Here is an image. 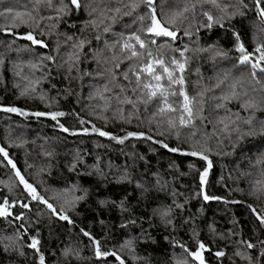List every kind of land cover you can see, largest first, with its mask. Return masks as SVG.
<instances>
[{"label":"trees","instance_id":"trees-1","mask_svg":"<svg viewBox=\"0 0 264 264\" xmlns=\"http://www.w3.org/2000/svg\"><path fill=\"white\" fill-rule=\"evenodd\" d=\"M219 4L221 7L203 5V9L220 19L219 24L208 28L204 26L208 20L201 5L197 4L193 11L191 0H154L157 19L176 32L175 39L154 37L144 30L151 26V12L144 4L133 14L136 23H132V16H124L113 26L116 33L137 32L148 41L145 49H139L132 41L144 53V61L150 59L147 52L151 51L152 57L163 58L170 69L175 68L171 64L173 58L184 63V90L197 100L201 99L199 93H205L204 116H209L211 106L217 102L211 99L213 96L230 93L232 85H236L240 99H233L227 108L242 118H248L252 112L256 134L239 140L235 131L211 135L205 145L210 148L206 154L211 168L198 156L183 154L193 150L196 139H207L205 132L213 133V124L207 120L196 119L198 130L178 127L177 138L176 132L169 134L167 116L178 117V113L161 117L154 115L157 110L152 105L145 108L141 104L134 109L130 105H117L114 100L107 111L103 109L104 101L95 97L96 90L108 83L110 72L116 75L113 83L128 85L124 73L138 61L125 59L119 68L114 67L118 61L111 59L113 51L105 48L103 40L114 42L121 37L101 33L102 39L97 41L94 29L89 26L84 30L90 19L87 5L79 12L73 10L59 27H53L54 21L47 17L56 13L47 5L39 6L37 13L35 0H4L0 4V11L5 12L0 15V57L4 60L0 64V148L7 151L16 165L14 170L0 154V203L8 199L28 204V208H23L16 203L9 209L12 216L0 217V264H39L34 251L27 247L31 242L29 235L17 238L25 229L31 236L38 234L45 264H105L95 257L94 246L82 230L99 240L104 251L118 253L125 264H180L181 261L199 264L184 249L196 252L200 243L207 249L202 251L204 264H246L236 255L238 250H244L237 241L243 238L256 243L258 237H264V227L256 219V213L264 214V191H257L264 188V163H257L264 160V135L259 134L264 110H246L242 101L264 99V72L259 70L264 61L256 69L251 64H240L237 45L242 44L254 62L259 59L261 53L256 49L260 46L264 50V17L256 11L255 0H244L247 7L239 6V0H219ZM116 6V0H112L111 7ZM185 6L189 11L177 17L175 24L169 23L173 14ZM225 7L227 11H222ZM238 7L243 15L231 16ZM8 8L12 9L11 13L5 11ZM17 11L30 13L38 24L21 23L28 16L15 18ZM140 15L145 17L142 24ZM29 32L48 47L19 38ZM67 35L77 40L86 37L91 43L80 51L72 47V41L66 40ZM152 39L157 43L152 44ZM99 49L104 50L101 57L94 55ZM73 51H78L80 58L69 73L66 65L63 68L58 65L64 64ZM115 51L119 55V46ZM45 56L55 57V63L43 60ZM157 70L163 71L159 66ZM174 75H181L179 69ZM162 83L167 84V79ZM173 87L178 90L180 85ZM25 89L27 94L21 95ZM113 91L119 93L120 89ZM127 94L132 95L130 91ZM169 100L178 102L179 107L183 97L169 96ZM7 107H15L26 115L2 110ZM117 107L124 109V113L117 112ZM217 111V119L225 115L224 109ZM37 112L45 115H34ZM54 112L65 115L53 120L49 114ZM126 117L130 122H125ZM176 123L179 125L178 118ZM61 126L68 131H63ZM93 127L119 138L129 132L145 136L128 137L121 144L93 132ZM238 127L240 132L249 131V125L242 122H238ZM191 131H197V136L189 135ZM154 140L181 151L169 152ZM206 168L208 175L202 185L200 174ZM16 171L57 212H66L72 223L59 219L45 204L32 200ZM125 176L127 179H120ZM137 184L143 185L147 192L142 193ZM205 195L215 199L205 200ZM76 196L85 198L69 208L66 201ZM121 201L129 211H120L117 205ZM176 204L182 207L177 208ZM168 207H171L172 223L165 225L155 213ZM20 214L24 219L16 220L15 216ZM122 224L126 226L121 227ZM127 240L133 241L132 250H121ZM13 241L14 247L25 255L11 249L5 251V245ZM69 248L79 255L66 259L63 253ZM220 251L224 255L217 257L215 253ZM252 255H256L255 250ZM106 260L107 264H119L114 256Z\"/></svg>","mask_w":264,"mask_h":264},{"label":"snow or ice","instance_id":"snow-or-ice-1","mask_svg":"<svg viewBox=\"0 0 264 264\" xmlns=\"http://www.w3.org/2000/svg\"><path fill=\"white\" fill-rule=\"evenodd\" d=\"M37 8L34 9L39 13V6L47 5L49 9H53L55 11V16L49 15L47 18L49 20H53V27H59L60 22H64V17L69 16L72 14L73 10L79 12L82 8L86 5L88 7V15L90 19L86 22L85 29L86 30L89 26L97 32L95 39L97 41H101L102 36L101 33L107 35L112 34L113 36H120V40H116L114 42H109L107 39L103 40L105 48L113 51L112 60L118 61L115 63L114 67L119 68L120 63H122L125 59L133 60L135 59L138 61L137 64L134 66H130L129 71L124 73V79L129 82L128 85H123L119 83H113L116 80V75L114 72H110L109 76L110 79L108 83L104 84L102 88H98L95 92V97H99L101 100L104 101L103 109L105 111L111 107V103L114 100L117 105H130L134 109H138L139 106L142 104L147 108L149 105H152L156 108V113L154 115H159L161 117L167 116L168 113H178V117L174 116H167V127L169 130V134L172 132H176L177 138H179V128H194L199 129V126L195 123L196 119H200L201 122L207 120L208 123L213 124V133L209 134L205 132L203 135L207 139H196L195 145H199V149H197L194 145L193 150L190 152L183 153L184 155L190 156H198L201 160H205L208 163V168H211V161L208 158V153L210 151L209 147H205L207 144V140L211 139V135H217L218 132H237L238 137L237 139H243L245 136L254 135L256 134L255 126L253 124L254 116L252 112H249L248 118H242L239 113H232L230 109L227 108L228 103H231L233 99L239 100L240 93L236 91V85H232V90L230 93L223 94L219 97L213 96L211 99L216 100L217 102L211 106L212 111H210L209 116H204L203 113L205 111L204 105L207 101L204 99V92L199 93L201 99L197 100L195 97H190L186 91L184 90V77L182 73L185 69V64L178 61L176 58H173L171 64L175 66V68H171L165 64L163 58H154L152 57L151 51L147 52L149 60L144 61V53L141 52L139 49H145L146 44L148 41L142 39V37L137 33L133 32L131 34L125 33H116L113 31V26L119 22L124 16H132L133 20L132 23H136L137 17L133 14L136 12L137 8L140 7L141 4H144L148 7L151 12V26L144 29L147 33L151 34L154 37L166 36L172 39L176 38V32L171 30L169 27H165L164 23L157 19L156 15V8L154 7V0H128L127 3L124 0H116L117 6L111 7L112 0H91V4H89V0H35ZM4 0H0V4H3ZM192 3V10L194 11L197 4L201 5L202 14L207 17L208 23L204 25L208 28H211L213 24H219L220 19L215 17L209 10L203 9L204 4H211L215 7H221L219 4V0H191ZM256 4V11L259 13L261 17H264V0H255ZM239 6L247 7L244 4V0H239ZM222 11H227V8H221ZM5 11L11 13L12 9L8 8ZM189 8L187 6L184 7L182 11L175 12L173 14L172 20L169 22L171 24H175L177 17H182L185 12H188ZM4 11H0V15H4ZM95 14V15H94ZM237 14L243 15V12L237 8V11L231 13V16H235ZM27 15L28 20H21L20 22L23 24H28V21H33L34 23L38 24L36 17L32 16L30 13H21L19 11L15 12V18H20L21 16ZM141 24L145 17L140 15L138 17ZM31 27L32 25L29 24ZM74 26V25H72ZM130 25H125V27H129ZM221 26H223L221 24ZM20 39L31 41L33 45H39L40 47H48V45L43 40H37L32 32H29L23 36L19 37ZM239 40V36L236 37ZM67 41H72V47L74 49H79L83 51L86 44H90L91 41L88 40L86 37H81L77 40L72 35L66 36ZM135 41L136 45H139V49L135 47L132 43ZM152 44H156L157 41L152 39L150 41ZM117 46H119V55L116 53ZM103 49L95 50L94 55L97 57L103 56ZM184 51H187L185 48ZM237 51L241 53L240 56V64H251L253 69H256L258 65H260L261 61H264V50L260 46L257 47L256 51L260 52L261 55L258 60L255 62L250 59L249 54L245 52L244 46L242 44L237 45ZM220 53H217L219 55ZM184 55V52H181V56ZM80 58L78 51H73L68 55V59L62 65H58V67L63 68L65 65L67 66V71L71 73L75 66V62L78 61ZM55 57L52 56H45L43 60L50 61L55 63ZM105 62H107V58H105ZM4 60L0 57V64H3ZM157 66L162 68L163 71L159 72L157 70ZM33 68H37V65L33 64ZM176 69H179L181 75L176 77L174 72ZM259 70L264 72V66H260ZM90 74V73H89ZM165 74H167L165 76ZM102 75V74H101ZM132 77H135L133 80ZM253 77H255V73L253 72ZM167 79V84H163L162 80ZM223 83V81H221ZM129 85L131 87H129ZM173 85H180V88L177 90L173 87ZM219 87V84L217 85ZM119 88L120 92L115 93L113 89ZM35 89L33 88V91ZM131 92L132 95H128V92ZM208 91V90H205ZM105 93H110L111 95L106 96ZM27 90H23L21 95H26ZM180 96L183 97V102L180 104L179 107L176 106L178 102L170 101L169 96ZM247 96V93H244ZM199 105V108L196 107ZM242 106L248 109H256V110H264V99L262 101L257 102L255 98H249L247 100L242 101ZM220 109L225 110V115L219 116L217 119L216 116L218 115V111ZM5 112H20L19 109L15 107H7L2 109ZM117 112L121 114L124 113V109L117 107L115 109ZM22 115H26V113L20 112ZM36 116L45 115V113H34ZM51 119L56 120L57 117L65 115L63 112H54L49 114ZM179 120V125L176 123V119ZM125 122H130L129 119L126 117ZM238 122H242L244 124L249 125V131L240 132L238 127ZM83 123V121H81ZM151 123V121H150ZM220 126V127H217ZM63 131H68V129L63 128ZM93 132L98 133L100 136H106L110 139L116 140L118 143H124V140L128 137L137 136V137H144V133H132L129 132L123 138H119L113 136L103 130L97 129L95 127L92 128ZM160 135H164L163 132L159 133ZM259 134L264 135V122H259ZM192 137L197 136V131H191L189 133ZM151 139V137H145ZM154 143H159L163 148H166L169 152H180L179 148H172L168 144L164 143L163 141H153ZM236 147V144L233 143V148ZM0 154H3L5 160H7L8 165H10L14 170L16 169L15 163L9 158L7 151L3 148H0ZM257 163H264V160H258ZM75 167V165H73ZM15 175L19 178V182L23 185L24 190L27 192L28 196L31 197L32 200H36L39 203L45 204L47 208L56 216H58L61 220H66L69 223H72L71 219L68 217L66 212L63 210L61 212H57L54 206L45 200L42 196H40L35 187H33L30 183H28L24 177L20 174L19 171L15 172ZM208 175V169L206 168L200 174L201 184L205 183V178ZM121 180L127 179V177H121ZM260 183L259 181L257 182ZM137 187L140 188L143 192H147V189L140 184H137ZM11 190V189H10ZM160 190H163V185H161ZM257 191H264V188H258ZM84 196H76L72 201H66V204L69 208L75 206V201L83 200ZM127 199V198H126ZM205 200L215 199V197H209L208 195L204 196ZM16 203L20 204V207L28 208V204L17 202H10L8 199H5L3 203H0V217H9L12 216L13 213L9 210L12 207L16 206ZM114 203V202H113ZM117 207L120 209L121 212H127L129 209L126 207L124 201H121ZM177 208L182 207L180 204H176ZM251 207V206H249ZM254 213H256L255 209H252ZM171 213V207L159 209L155 214L160 216V219L164 222L165 225H169L172 223V220L169 218ZM16 220H23V214L15 216ZM256 219L259 221V224L264 227V214L256 213ZM130 223L135 224L136 221H131ZM125 224H122L121 227H125ZM20 227H24V225H20ZM83 231V235L88 237L91 240L94 246V255L98 260H103L105 264H107L106 258L109 256H114L116 261L119 264H125V261L121 258V256L113 251H104L99 240H96L95 237L91 235V233L87 231ZM22 235H29L30 243L27 244V247L32 249L36 256L38 257L39 264H45V257L41 253L40 244L41 241L37 236H31L27 233V229H25L24 233H19L18 237ZM230 235L235 236L236 233H230ZM11 239V238H9ZM239 245H242L244 250H238L236 255L241 258V260L246 261V264H264V237H258L256 243H253L251 240H244L241 238L237 241ZM15 242L13 241L12 244L5 245V251L13 250L18 251L21 256L25 255L23 251H20L18 248L14 247ZM133 241L127 240L121 246V250L124 248H128L132 250ZM193 259L199 261V264H204V259L202 256V251L207 250L206 246L203 243L199 244V248L196 252H191L187 248L184 249ZM252 250L256 251V255H252ZM63 255L66 259H71L73 256H78L79 253L72 249H65ZM215 255L217 257H222L224 253L222 251L216 252ZM134 259H140L139 257H134ZM180 264H187V261H181Z\"/></svg>","mask_w":264,"mask_h":264}]
</instances>
